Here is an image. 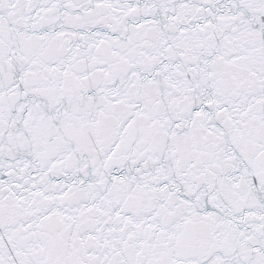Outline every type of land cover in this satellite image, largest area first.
Segmentation results:
<instances>
[{
	"label": "snow or ice",
	"instance_id": "1",
	"mask_svg": "<svg viewBox=\"0 0 264 264\" xmlns=\"http://www.w3.org/2000/svg\"><path fill=\"white\" fill-rule=\"evenodd\" d=\"M0 264H264V0H0Z\"/></svg>",
	"mask_w": 264,
	"mask_h": 264
}]
</instances>
